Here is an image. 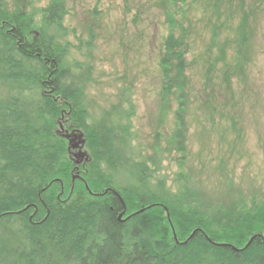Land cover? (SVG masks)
<instances>
[{"label":"trees","instance_id":"1","mask_svg":"<svg viewBox=\"0 0 264 264\" xmlns=\"http://www.w3.org/2000/svg\"><path fill=\"white\" fill-rule=\"evenodd\" d=\"M162 1V98L177 101L172 141L183 155L187 0ZM66 14V0L28 11L0 0V264H264V203L205 205L185 180L175 192H156L145 182L148 166L131 157L123 110L90 119L84 90L92 67L71 49L89 53L92 42L68 40L75 32L63 24ZM62 125L84 133L83 166Z\"/></svg>","mask_w":264,"mask_h":264},{"label":"rangeland","instance_id":"2","mask_svg":"<svg viewBox=\"0 0 264 264\" xmlns=\"http://www.w3.org/2000/svg\"><path fill=\"white\" fill-rule=\"evenodd\" d=\"M7 1L27 11L47 3ZM162 2L66 0L63 24L75 32L68 40L92 42L89 53L71 49L72 59L92 67L84 90L90 119L105 122L123 110L131 157L148 166L145 182L156 192H175L185 180L205 205L264 203V0H244V12L240 0H187L181 6L188 42L183 155L172 141L177 101L162 98L159 57L168 32ZM59 130L71 132L63 125ZM82 150L89 155L86 140ZM77 151L70 149L72 160Z\"/></svg>","mask_w":264,"mask_h":264},{"label":"water","instance_id":"3","mask_svg":"<svg viewBox=\"0 0 264 264\" xmlns=\"http://www.w3.org/2000/svg\"><path fill=\"white\" fill-rule=\"evenodd\" d=\"M63 136L68 139V151H70L71 148L77 149V153L74 154V156L78 159L73 160V162L76 165H79L82 163L83 164L87 163L90 160V157L86 151H83L82 148L85 144V138H84V133L79 130V129H74L72 130L69 134H63ZM72 136L73 138H76L77 141L73 142V140H69V137ZM174 238L175 234L173 233Z\"/></svg>","mask_w":264,"mask_h":264},{"label":"flooded vegetation","instance_id":"4","mask_svg":"<svg viewBox=\"0 0 264 264\" xmlns=\"http://www.w3.org/2000/svg\"><path fill=\"white\" fill-rule=\"evenodd\" d=\"M63 124H64V123H63ZM63 130L66 131V130H68V129H66V128L63 126ZM68 131H69V130H68Z\"/></svg>","mask_w":264,"mask_h":264}]
</instances>
